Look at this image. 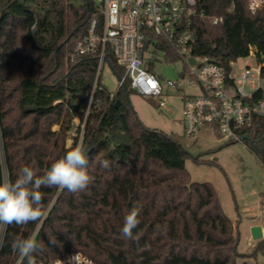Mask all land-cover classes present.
Here are the masks:
<instances>
[{"label": "trees", "instance_id": "obj_1", "mask_svg": "<svg viewBox=\"0 0 264 264\" xmlns=\"http://www.w3.org/2000/svg\"><path fill=\"white\" fill-rule=\"evenodd\" d=\"M248 1L200 0L204 17L194 20L191 52L230 72L231 63L253 49L264 80V6L252 13ZM90 12L88 0L80 6L69 0H0V182L14 181L24 166L43 175L80 145L87 150L91 177L76 193L42 186L47 217L7 228L0 264H28L12 242L31 235L38 245L33 264L73 252L99 264H247L238 263L239 236L213 185L191 180L187 151L172 134L143 123L129 102L133 90L126 85L112 96L99 78L102 88L91 98L97 60L71 57L87 33ZM34 18L39 20L35 36ZM166 49V59H179ZM110 62L117 75L123 74V67ZM252 99H264L262 86ZM90 101L81 139L74 136L68 145L73 119L85 114ZM241 133L264 166L263 120ZM105 160L108 167L102 166ZM134 206L141 208L139 224L127 239L121 229ZM257 250L264 252V239Z\"/></svg>", "mask_w": 264, "mask_h": 264}, {"label": "built area", "instance_id": "obj_2", "mask_svg": "<svg viewBox=\"0 0 264 264\" xmlns=\"http://www.w3.org/2000/svg\"><path fill=\"white\" fill-rule=\"evenodd\" d=\"M199 1L88 0L91 12L87 33L77 42L71 57L94 56L97 60L91 98L96 89L102 88L98 80L104 65L111 66L112 58L116 65L124 68L123 74L118 75L119 88L128 85L143 96L158 98V106L163 108L166 105L163 98L165 85L152 70V60L159 51L167 56L166 46H169L183 60L184 69L179 80L169 79L167 86L181 89L183 83H187L200 89L199 94L183 95L186 135L193 137L200 128L206 127L229 141L245 142L242 130L251 128L256 119L264 122V99L253 100L254 90L251 93L247 90L256 74L260 76L261 67L253 49L247 57L253 58L256 66L246 61L236 73H233V67L226 72L208 56L192 54L194 20L204 17L198 10ZM263 6L264 0H249L247 5L252 13ZM221 20V17L215 18L214 23ZM191 57L195 59L194 63L190 61ZM90 106L91 101L85 117ZM40 264L99 263L81 252H73Z\"/></svg>", "mask_w": 264, "mask_h": 264}, {"label": "rangeland", "instance_id": "obj_3", "mask_svg": "<svg viewBox=\"0 0 264 264\" xmlns=\"http://www.w3.org/2000/svg\"><path fill=\"white\" fill-rule=\"evenodd\" d=\"M69 1L76 6L85 3V0ZM152 61V70L165 85L163 98L166 105L159 108L158 98L132 91L129 95L131 106L146 126L166 131L179 141L188 153L185 167L192 181L209 182L213 185L222 210L231 219L239 236L238 251L242 256L238 258V263L264 264V252L257 250L258 242L264 237L254 239L251 234L255 225H261L264 231L262 162L245 142L229 141L213 129L202 127L195 136H187L183 123V95L199 94L200 89L197 85L187 83H183L181 89L167 86L169 79L179 80L184 69L183 60L166 59L165 53L159 51ZM246 61L256 66L253 58L241 57L232 62L233 73L238 72ZM100 80L112 94L119 88V76L109 64L104 65ZM260 86L264 89V80L256 74L247 90L251 93ZM85 122V114L73 119L68 145L73 142L74 136L81 139ZM195 158L203 162L197 163Z\"/></svg>", "mask_w": 264, "mask_h": 264}, {"label": "clouds", "instance_id": "obj_4", "mask_svg": "<svg viewBox=\"0 0 264 264\" xmlns=\"http://www.w3.org/2000/svg\"><path fill=\"white\" fill-rule=\"evenodd\" d=\"M39 20L34 18L31 32L35 36ZM87 150L82 146L70 148L66 154L50 166L43 175H37L32 167H22L14 181L3 179L0 182V248L5 243V233L9 226H23L29 223H42L48 215V206L42 202L40 188H56L58 192L67 189L76 193L84 191L91 177L88 174ZM4 163L2 143H0V165ZM102 166L108 167L109 161H103ZM141 208L134 206L124 217L122 235L131 239L133 229L139 224L138 216ZM49 243H56L55 238L49 237ZM12 249L18 252L20 260L27 259L33 264V253L38 250L35 235L28 238H17L12 242Z\"/></svg>", "mask_w": 264, "mask_h": 264}, {"label": "water", "instance_id": "obj_5", "mask_svg": "<svg viewBox=\"0 0 264 264\" xmlns=\"http://www.w3.org/2000/svg\"><path fill=\"white\" fill-rule=\"evenodd\" d=\"M190 61L192 63H194L195 62V59L193 57H191L190 58ZM120 103H121V101L120 100H117L116 106H118ZM251 234H252V237L254 239H260V238L264 237V231H263L262 226L261 225H255V226H253L252 229H251Z\"/></svg>", "mask_w": 264, "mask_h": 264}]
</instances>
